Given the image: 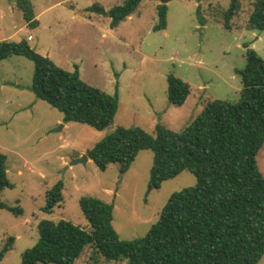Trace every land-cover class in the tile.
<instances>
[{"label": "rangeland", "instance_id": "rangeland-1", "mask_svg": "<svg viewBox=\"0 0 264 264\" xmlns=\"http://www.w3.org/2000/svg\"><path fill=\"white\" fill-rule=\"evenodd\" d=\"M38 26L28 27L17 0H0V41L32 36L29 44L59 67L78 66L81 79L107 94L118 92V108L111 126L96 130L78 122H63L62 114L31 90L34 63L13 55L0 61V152L7 157V180L0 199L15 214L0 209V251L13 238L0 264H21L22 253L39 238L42 219L67 220L81 227L88 222L78 205L89 195L113 205L112 225L120 239L144 236L155 223L168 198L195 186L185 170L147 192L152 152H139L120 174L117 164L99 170L89 159L65 169L72 158L103 139L117 126L139 127L150 134L156 125L181 132L212 99L236 102L245 65V50L264 59V29L247 31L254 0H240L238 14L223 25L229 0H171L166 28L154 30L158 0H142L137 9L110 28V18L86 11L98 4L106 11L125 0H30ZM190 85L181 106L167 99V76ZM116 85L118 86L116 89ZM256 165L264 179V143ZM61 181L63 201L45 211L46 191ZM74 264H126L109 261L86 246ZM258 264H264V254Z\"/></svg>", "mask_w": 264, "mask_h": 264}, {"label": "trees", "instance_id": "trees-1", "mask_svg": "<svg viewBox=\"0 0 264 264\" xmlns=\"http://www.w3.org/2000/svg\"><path fill=\"white\" fill-rule=\"evenodd\" d=\"M142 0H125L106 11L98 4L86 11L110 18V28L128 17ZM154 30L166 28L167 3L158 0ZM28 27L38 26L30 0H17ZM240 0H229L223 25L238 14ZM247 31L264 29V0H254ZM245 50V65L237 70L241 88L236 102L212 99L181 132L156 125L150 134L139 127H115L85 154L101 171L117 164L125 173L139 152H152L147 192L163 181L187 170L196 178L193 187L173 193L148 232L132 240L120 239L112 225L113 205L84 195L78 205L88 227L67 220L42 219L39 238L26 249L21 264H74L86 246L109 261L125 259L126 264H258L264 254V179L256 155L264 143V59L254 50ZM13 55L34 63L31 90L62 114L63 122H78L103 130L113 123L118 92L107 94L84 82L75 64L72 71L59 67L48 56L31 47L27 38L0 41V61ZM116 85V89H117ZM167 99L181 106L190 94V85L173 74L167 76ZM7 157L0 152V195L10 187ZM64 184L55 183L46 191L44 210L51 212L63 201ZM0 209L15 214L0 199ZM9 237L0 251V261L12 248Z\"/></svg>", "mask_w": 264, "mask_h": 264}, {"label": "water", "instance_id": "water-1", "mask_svg": "<svg viewBox=\"0 0 264 264\" xmlns=\"http://www.w3.org/2000/svg\"><path fill=\"white\" fill-rule=\"evenodd\" d=\"M87 161H88L87 155L83 154L80 157L72 158L70 160V162L66 165L65 169H67L69 166H72V165H75V164H78V163L85 164Z\"/></svg>", "mask_w": 264, "mask_h": 264}, {"label": "built area", "instance_id": "built-area-1", "mask_svg": "<svg viewBox=\"0 0 264 264\" xmlns=\"http://www.w3.org/2000/svg\"><path fill=\"white\" fill-rule=\"evenodd\" d=\"M30 39H31V36H28V37H27V40H30Z\"/></svg>", "mask_w": 264, "mask_h": 264}, {"label": "crops", "instance_id": "crops-1", "mask_svg": "<svg viewBox=\"0 0 264 264\" xmlns=\"http://www.w3.org/2000/svg\"><path fill=\"white\" fill-rule=\"evenodd\" d=\"M35 18H36V17H35ZM26 24H27V23H26ZM28 36H31V35H28ZM28 36H27V37H28ZM31 39H32V36H31ZM31 39H30V40H31ZM28 41H29V40H28ZM88 161H89V159H88Z\"/></svg>", "mask_w": 264, "mask_h": 264}]
</instances>
